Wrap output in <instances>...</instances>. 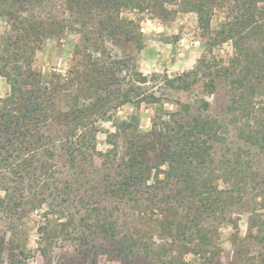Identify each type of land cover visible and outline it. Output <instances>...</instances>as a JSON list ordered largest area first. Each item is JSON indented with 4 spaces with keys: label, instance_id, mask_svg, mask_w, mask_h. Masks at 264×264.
I'll return each instance as SVG.
<instances>
[{
    "label": "trees",
    "instance_id": "trees-1",
    "mask_svg": "<svg viewBox=\"0 0 264 264\" xmlns=\"http://www.w3.org/2000/svg\"><path fill=\"white\" fill-rule=\"evenodd\" d=\"M218 10L225 17L213 30ZM177 11L196 12L213 44L233 41L231 60L215 65L229 83L228 123L181 101L164 111L135 59L107 47L140 43L143 14L166 19ZM0 23V76L9 85L0 97V215L13 228L8 240L0 238L7 264H29L27 224L35 215L45 256L73 243L87 261L106 254L121 264H219V231L232 222L227 212L248 196L251 232L241 238L235 226L229 240L238 264H264L260 173L244 147L218 151L228 124L239 140L264 149L255 100L264 90V0H0ZM69 32L81 37L71 67L36 70L45 42ZM197 72L150 78L186 90ZM126 104L155 109L151 127L143 130L137 114L116 119L111 147L99 150V123ZM253 244L262 249L250 253Z\"/></svg>",
    "mask_w": 264,
    "mask_h": 264
},
{
    "label": "rangeland",
    "instance_id": "rangeland-1",
    "mask_svg": "<svg viewBox=\"0 0 264 264\" xmlns=\"http://www.w3.org/2000/svg\"><path fill=\"white\" fill-rule=\"evenodd\" d=\"M134 15V14H132ZM225 13L218 10L213 16L211 27L217 29L223 22ZM140 35V43L126 42L124 40L116 42H108L107 47L113 54L120 57L130 56L135 59L137 68L144 74L149 76V82L144 88L147 92L156 93L164 98V111H173L178 108L176 102L181 101L194 105L193 112L201 113L204 116H212L229 122L230 114L226 112L229 105V83L226 78L216 74L215 65H226L234 54L233 41L228 40L213 44L211 33L205 34L201 28L196 12L177 11L171 13L166 19L160 17H151L149 14H143V18L138 21ZM1 24V23H0ZM0 25V30H2ZM214 36V35H213ZM81 42V37L76 32H69L63 36H55L45 42V45L39 50L35 57L34 68L38 71L49 72L53 69L58 71H66L74 63L72 54L74 44ZM206 58L209 64H202L201 59ZM198 68L196 74L197 82L192 84L188 89H174L164 83L163 77L151 79L153 73L167 74L175 76L184 71ZM211 82L215 83V88L211 91ZM9 91V85L6 79L0 76V97H3ZM258 101V108L264 117V90L255 95ZM204 102H207L208 109H201ZM160 112V110H159ZM155 109L146 108L144 105L138 109L132 104H126L115 111L112 121H102L99 123V132L97 134L98 149L106 151L111 147L108 143V134L116 130V119H125L132 114H137L143 130L151 127L152 120L155 116ZM229 134L227 143L220 144L218 151L223 152L227 145L232 147H244L248 152L247 156L251 159L253 167L259 171L260 187L264 188V149L259 146L239 140L237 130L233 124H228ZM121 144L122 143V140ZM123 151V148H121ZM65 169L64 167H62ZM221 185H223L221 183ZM4 195V191L0 189V197ZM254 203L248 196L244 203L238 204L227 212L228 226L220 229V240L217 243L220 250L219 264H229L234 261L238 264L237 256L234 252V246L230 242V236L235 230L241 238H247L251 232L250 219L252 216V207ZM30 219V218H29ZM33 221H28V249L30 251L29 264H121L119 260L109 255L103 254L91 257L87 260L81 258L77 247L73 243H67L53 249L48 255H43L39 251L38 233L36 231V215L32 217ZM17 223L15 218L11 220ZM10 221L5 215H0V238L5 237L7 240L11 234L9 227ZM249 239V238H248ZM251 241V240H249ZM257 245V244H256ZM251 246V252L255 253L260 246H256V250ZM193 257V256H190ZM8 251L0 254V264H7Z\"/></svg>",
    "mask_w": 264,
    "mask_h": 264
}]
</instances>
